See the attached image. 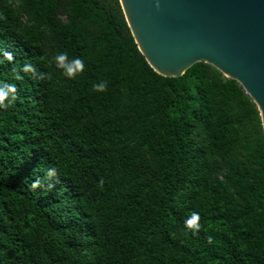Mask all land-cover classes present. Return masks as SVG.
<instances>
[{"label":"trees","instance_id":"1","mask_svg":"<svg viewBox=\"0 0 264 264\" xmlns=\"http://www.w3.org/2000/svg\"><path fill=\"white\" fill-rule=\"evenodd\" d=\"M6 84L0 264H264V125L238 81L156 72L120 0H0Z\"/></svg>","mask_w":264,"mask_h":264},{"label":"water","instance_id":"2","mask_svg":"<svg viewBox=\"0 0 264 264\" xmlns=\"http://www.w3.org/2000/svg\"><path fill=\"white\" fill-rule=\"evenodd\" d=\"M139 49L163 76L206 62L238 81L264 125V0H120Z\"/></svg>","mask_w":264,"mask_h":264},{"label":"clouds","instance_id":"3","mask_svg":"<svg viewBox=\"0 0 264 264\" xmlns=\"http://www.w3.org/2000/svg\"><path fill=\"white\" fill-rule=\"evenodd\" d=\"M5 56L8 59L12 58L11 53H5ZM55 65L57 68L61 69L63 71V74L68 77L69 79H75L78 74L83 73L84 71V61L81 58H75V59H69L68 54L60 53L55 56ZM30 69H32L31 65H26L24 67V71L27 72ZM50 73H41L42 78H48L50 77ZM16 79L22 80L23 77H21L19 74L16 75ZM93 89L97 92H107L108 90V82L107 81H101L99 83L93 84ZM17 92V88L14 84H6L2 87H0V108L7 109L9 107V104L6 103L9 99V94L12 95V99L15 100V93ZM46 175L51 178L57 175V169L55 167L49 168L46 170ZM101 185L103 184V181L101 180ZM38 186V182H34L31 187L36 188ZM201 217L198 213L193 212L191 216L185 220V227L187 229L193 230L198 232L201 228L200 224Z\"/></svg>","mask_w":264,"mask_h":264}]
</instances>
